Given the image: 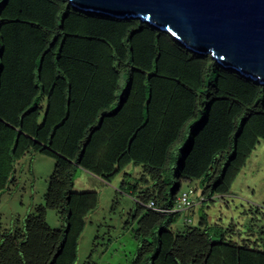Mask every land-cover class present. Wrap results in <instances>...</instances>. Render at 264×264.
<instances>
[{"label": "trees", "instance_id": "trees-1", "mask_svg": "<svg viewBox=\"0 0 264 264\" xmlns=\"http://www.w3.org/2000/svg\"><path fill=\"white\" fill-rule=\"evenodd\" d=\"M195 124L179 162L175 150ZM259 140L264 85L210 54L140 19L68 0H0V192L27 152L57 162L46 204L26 227L0 221V264H75L85 218L98 204L97 192H74L75 169L111 182L131 163L159 181L158 191L137 198L146 209L133 264H264L261 245L212 238L207 214L199 227L174 230L177 211L146 206H175L164 177L174 164L177 182L207 178L205 198L228 194ZM46 208L58 210L61 228L48 226Z\"/></svg>", "mask_w": 264, "mask_h": 264}, {"label": "rangeland", "instance_id": "rangeland-1", "mask_svg": "<svg viewBox=\"0 0 264 264\" xmlns=\"http://www.w3.org/2000/svg\"><path fill=\"white\" fill-rule=\"evenodd\" d=\"M196 129L195 124L186 132L187 141L180 143L175 150L179 162L186 153L191 133ZM56 165L55 158L33 151L27 152L15 163L8 187L0 192V221L3 227L13 230L25 228L29 217L37 214V209L46 204V194ZM178 167L174 164L164 176L170 184L168 193L177 192L179 195L193 186L196 191L194 197L202 199L207 178L177 182ZM158 182L144 165L129 164L111 182L77 167L74 171V192H97L98 204L85 218L86 225L79 238L75 264H133L144 239L139 234V221L146 209L137 198H142L148 187L156 186L158 191ZM128 192L135 193L132 196ZM213 199H207L202 205L177 210L173 227H199L201 216L207 214L204 229L212 238L227 234L228 239L240 243L247 241L264 248L263 140H259L235 178L225 201L220 197ZM171 216H167L166 223ZM44 218L51 229L64 225L55 208H46ZM188 218L190 223L186 222Z\"/></svg>", "mask_w": 264, "mask_h": 264}, {"label": "water", "instance_id": "water-1", "mask_svg": "<svg viewBox=\"0 0 264 264\" xmlns=\"http://www.w3.org/2000/svg\"><path fill=\"white\" fill-rule=\"evenodd\" d=\"M68 1L84 11L145 21L264 85V0Z\"/></svg>", "mask_w": 264, "mask_h": 264}, {"label": "built area", "instance_id": "built-area-1", "mask_svg": "<svg viewBox=\"0 0 264 264\" xmlns=\"http://www.w3.org/2000/svg\"><path fill=\"white\" fill-rule=\"evenodd\" d=\"M195 188L193 186H190L188 188V190L182 191L181 193H179L177 200H176V206H174L171 209H164V208H160L156 202L151 199L150 201L147 202L146 206L149 208H153L157 211L160 212H167V213H172V212H176L177 210L183 209V208H187V207H192L194 205V194H195ZM200 199V198H199ZM205 197L202 196L201 202L205 201ZM187 223L191 222V219L188 218L186 220Z\"/></svg>", "mask_w": 264, "mask_h": 264}, {"label": "crops", "instance_id": "crops-1", "mask_svg": "<svg viewBox=\"0 0 264 264\" xmlns=\"http://www.w3.org/2000/svg\"><path fill=\"white\" fill-rule=\"evenodd\" d=\"M87 171V170H86ZM88 172V171H87ZM195 194H196V192H195ZM194 194V195H195ZM229 195V193L228 194H223V195H215L214 197H212V198H208V197H206V200L207 199H209V200H212V201H214V199L213 198H216V197H220V198H222V200H224L225 199V196H228ZM194 199H195V202H194V205L193 206H195V205H197V204H200V205H202L203 203H205V201L204 202H201V200L199 199V198H195L194 197ZM225 201V200H224ZM226 204L228 205L229 203L228 202H226ZM192 206V207H193ZM202 219L200 218V221H201ZM207 223V222H206ZM201 225V224H200ZM206 225V224H205ZM174 224H172V228L174 229V230H176L174 227Z\"/></svg>", "mask_w": 264, "mask_h": 264}, {"label": "snow or ice", "instance_id": "snow-or-ice-1", "mask_svg": "<svg viewBox=\"0 0 264 264\" xmlns=\"http://www.w3.org/2000/svg\"><path fill=\"white\" fill-rule=\"evenodd\" d=\"M173 35H175V33H173Z\"/></svg>", "mask_w": 264, "mask_h": 264}]
</instances>
